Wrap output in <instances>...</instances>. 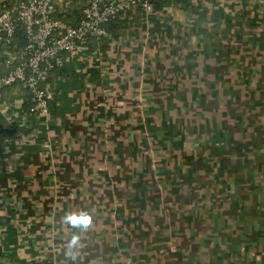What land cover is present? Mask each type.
<instances>
[{"label": "crops", "instance_id": "1", "mask_svg": "<svg viewBox=\"0 0 264 264\" xmlns=\"http://www.w3.org/2000/svg\"><path fill=\"white\" fill-rule=\"evenodd\" d=\"M80 5L73 0L62 17L76 23ZM105 37L49 73L47 123L28 116L21 144L0 129V264H204L203 228L195 243L181 230L191 212L170 209L166 224V210L151 203L161 175L149 179L156 141L142 123L155 104L144 102L180 100L185 86L194 101L190 86L218 80L237 81L264 102V0H188L163 5L148 20L130 10ZM2 98L20 112L28 107L19 84ZM165 175L160 180L170 181ZM82 209L93 217L83 232L63 219ZM77 232L81 243L69 252Z\"/></svg>", "mask_w": 264, "mask_h": 264}, {"label": "rangeland", "instance_id": "2", "mask_svg": "<svg viewBox=\"0 0 264 264\" xmlns=\"http://www.w3.org/2000/svg\"><path fill=\"white\" fill-rule=\"evenodd\" d=\"M217 82L190 86L194 101L184 96L185 86L180 100L144 102L155 110L142 126L160 143L150 145L149 179L167 170L171 177H158L151 203L166 210V224L170 209L191 212L181 230L195 243L203 228L204 264H264V102L245 95L237 81ZM150 124L158 127L152 134ZM158 231L156 253L167 227Z\"/></svg>", "mask_w": 264, "mask_h": 264}, {"label": "built area", "instance_id": "3", "mask_svg": "<svg viewBox=\"0 0 264 264\" xmlns=\"http://www.w3.org/2000/svg\"><path fill=\"white\" fill-rule=\"evenodd\" d=\"M80 13L76 23L66 21L73 0H0V129L10 133L16 144L26 141L22 131L32 115L47 123L50 118L49 93L44 84L49 73L66 59L77 58L89 40H100L107 23L130 10H140L148 20L164 0H78ZM235 3L244 0H220ZM21 25L24 44L18 47L14 37ZM19 84L29 96V106L20 112L2 100L6 87Z\"/></svg>", "mask_w": 264, "mask_h": 264}, {"label": "clouds", "instance_id": "4", "mask_svg": "<svg viewBox=\"0 0 264 264\" xmlns=\"http://www.w3.org/2000/svg\"><path fill=\"white\" fill-rule=\"evenodd\" d=\"M63 219L66 224L80 229L81 232L86 231L93 223L92 214L89 211L83 209L79 211L65 212ZM80 243V234L78 232L73 233L69 238L67 249L69 250V252H71V250L78 247Z\"/></svg>", "mask_w": 264, "mask_h": 264}, {"label": "trees", "instance_id": "5", "mask_svg": "<svg viewBox=\"0 0 264 264\" xmlns=\"http://www.w3.org/2000/svg\"><path fill=\"white\" fill-rule=\"evenodd\" d=\"M188 0H164L162 2H160L159 4H157V9L162 7L163 5H167V4H175V3H185L187 2ZM117 20V19H116ZM116 20H113L109 23H107V27L106 29H108V31L112 30L114 27H115V21ZM14 40H15V43L17 44L18 47H21L23 44H24V41H25V38H24V34H23V29H22V26L19 25L17 27V30H16V34H15V37H14ZM100 40H103V41H106L107 40V37L103 36L102 39ZM98 40V42L100 41ZM105 43V42H104ZM102 45H103V42H102ZM64 64L62 66H59L57 67L56 69H59L60 70H63L64 69ZM17 84V83H16ZM3 100V98H2ZM4 101V100H3ZM26 103L28 102V106H29V96L28 98H26L24 100ZM28 108V107H27ZM27 110V109H26ZM24 110V111H26Z\"/></svg>", "mask_w": 264, "mask_h": 264}]
</instances>
